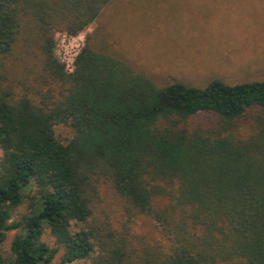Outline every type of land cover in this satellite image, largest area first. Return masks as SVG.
<instances>
[{"label": "trees", "instance_id": "obj_1", "mask_svg": "<svg viewBox=\"0 0 264 264\" xmlns=\"http://www.w3.org/2000/svg\"><path fill=\"white\" fill-rule=\"evenodd\" d=\"M111 1L0 0V264H264V80L159 86L90 33L67 72Z\"/></svg>", "mask_w": 264, "mask_h": 264}, {"label": "rangeland", "instance_id": "obj_2", "mask_svg": "<svg viewBox=\"0 0 264 264\" xmlns=\"http://www.w3.org/2000/svg\"><path fill=\"white\" fill-rule=\"evenodd\" d=\"M85 32L99 34L106 50L159 86L264 80V0H112ZM252 125L245 118L234 131L248 136ZM57 133L63 139L71 130L58 126ZM135 230L149 238L152 220L141 217ZM15 234L9 232L3 252L9 253Z\"/></svg>", "mask_w": 264, "mask_h": 264}, {"label": "built area", "instance_id": "obj_3", "mask_svg": "<svg viewBox=\"0 0 264 264\" xmlns=\"http://www.w3.org/2000/svg\"><path fill=\"white\" fill-rule=\"evenodd\" d=\"M86 41L87 34L85 31L76 35L68 33H59L57 35L55 52L67 72H74L77 56L85 47Z\"/></svg>", "mask_w": 264, "mask_h": 264}]
</instances>
